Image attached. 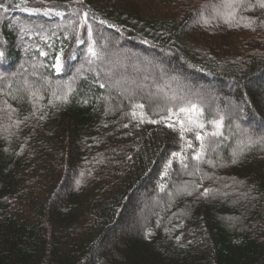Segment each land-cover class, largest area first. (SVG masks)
<instances>
[{
    "label": "trees",
    "instance_id": "16d2710c",
    "mask_svg": "<svg viewBox=\"0 0 264 264\" xmlns=\"http://www.w3.org/2000/svg\"><path fill=\"white\" fill-rule=\"evenodd\" d=\"M263 129L264 0H0V264H264Z\"/></svg>",
    "mask_w": 264,
    "mask_h": 264
},
{
    "label": "rangeland",
    "instance_id": "374dc122",
    "mask_svg": "<svg viewBox=\"0 0 264 264\" xmlns=\"http://www.w3.org/2000/svg\"><path fill=\"white\" fill-rule=\"evenodd\" d=\"M154 57H156V56H154ZM139 58H142V57L139 56ZM144 60H146V62H148L149 64H146V66H143V67H139V70H141L140 72H142L139 76H143L144 75L143 73H146V72H149V74H153V72H154L153 69L155 67H160V65L156 62V59L155 58H150L149 57L148 59H144ZM152 63H153V65H152ZM161 67L163 69L164 68H167L166 67V64L165 65H161ZM234 87L235 86H233V84H228L227 87H226V89H230L231 92H232V94H230L231 97L229 98V103L231 105V108H233L236 111V110H240V107L243 105V103L242 102H239V101L236 102L234 99H232V96L233 97L236 96L235 93H234L235 92V89L233 90ZM194 90L195 91H199L201 94L208 96L207 97L208 102H214L212 104H215V102H216L215 95L216 94L218 95V93H216L217 91L214 90L212 87H210L209 90H207L208 92L206 90H203V89H200V88H197V89H194ZM160 93L161 92H159V90H157V95H159ZM163 99L165 100L166 97H163ZM243 125H245V123H243ZM249 127H252V126H249ZM247 129H249V128H247ZM261 133L264 134V129L261 131ZM247 137H249V136H247ZM261 139L262 138H259L258 139V137L257 138H252L253 141H257V140L259 141ZM252 140H250L249 138L248 139H245V142H246L245 144H248V145L252 144L251 143ZM236 145L239 146V147H241L242 144L240 142H236ZM144 195L145 194L142 192V193H140V197H138V199H139V202H138V208H139L138 213L139 214L138 215L139 216H141L144 212L150 211L151 206H154L157 203H160L161 202V199H162L160 197H155L154 200L150 201V200H147ZM139 216H138V219H139Z\"/></svg>",
    "mask_w": 264,
    "mask_h": 264
},
{
    "label": "snow or ice",
    "instance_id": "6c2138e0",
    "mask_svg": "<svg viewBox=\"0 0 264 264\" xmlns=\"http://www.w3.org/2000/svg\"><path fill=\"white\" fill-rule=\"evenodd\" d=\"M61 67H62L61 64L59 62H57V65H56L57 71H60ZM198 126H202V125H198ZM197 159H199V157H197Z\"/></svg>",
    "mask_w": 264,
    "mask_h": 264
}]
</instances>
